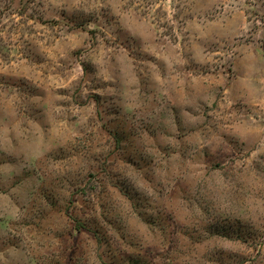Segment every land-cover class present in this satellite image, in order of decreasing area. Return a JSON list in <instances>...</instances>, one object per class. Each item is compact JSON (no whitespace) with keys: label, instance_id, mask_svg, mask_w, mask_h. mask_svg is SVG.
Segmentation results:
<instances>
[{"label":"rangeland","instance_id":"obj_1","mask_svg":"<svg viewBox=\"0 0 264 264\" xmlns=\"http://www.w3.org/2000/svg\"><path fill=\"white\" fill-rule=\"evenodd\" d=\"M0 264H264V0H0Z\"/></svg>","mask_w":264,"mask_h":264}]
</instances>
